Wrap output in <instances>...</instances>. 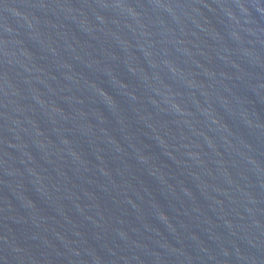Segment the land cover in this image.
Listing matches in <instances>:
<instances>
[{
    "label": "water",
    "instance_id": "1",
    "mask_svg": "<svg viewBox=\"0 0 264 264\" xmlns=\"http://www.w3.org/2000/svg\"><path fill=\"white\" fill-rule=\"evenodd\" d=\"M0 264H264V0H0Z\"/></svg>",
    "mask_w": 264,
    "mask_h": 264
}]
</instances>
